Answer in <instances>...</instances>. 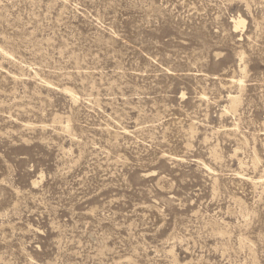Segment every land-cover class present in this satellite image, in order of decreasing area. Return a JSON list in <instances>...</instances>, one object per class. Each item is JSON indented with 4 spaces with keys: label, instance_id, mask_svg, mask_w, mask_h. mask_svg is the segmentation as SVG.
I'll list each match as a JSON object with an SVG mask.
<instances>
[{
    "label": "rangeland",
    "instance_id": "1",
    "mask_svg": "<svg viewBox=\"0 0 264 264\" xmlns=\"http://www.w3.org/2000/svg\"><path fill=\"white\" fill-rule=\"evenodd\" d=\"M0 264H264V0H0Z\"/></svg>",
    "mask_w": 264,
    "mask_h": 264
},
{
    "label": "bare ground",
    "instance_id": "2",
    "mask_svg": "<svg viewBox=\"0 0 264 264\" xmlns=\"http://www.w3.org/2000/svg\"><path fill=\"white\" fill-rule=\"evenodd\" d=\"M242 24V21L240 20V19H238L237 21H236V23H235V26H238V25H241ZM237 29V28H236ZM230 98V100L233 102L235 99L233 98V97H229Z\"/></svg>",
    "mask_w": 264,
    "mask_h": 264
}]
</instances>
